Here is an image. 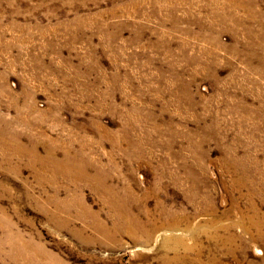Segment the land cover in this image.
Instances as JSON below:
<instances>
[{"label":"rangeland","instance_id":"obj_1","mask_svg":"<svg viewBox=\"0 0 264 264\" xmlns=\"http://www.w3.org/2000/svg\"><path fill=\"white\" fill-rule=\"evenodd\" d=\"M263 56L264 0H0V264H264Z\"/></svg>","mask_w":264,"mask_h":264},{"label":"bare ground","instance_id":"obj_2","mask_svg":"<svg viewBox=\"0 0 264 264\" xmlns=\"http://www.w3.org/2000/svg\"><path fill=\"white\" fill-rule=\"evenodd\" d=\"M248 2V1H247ZM245 3V2H244ZM239 5V4H238ZM228 11V10H227ZM247 11V10H246ZM215 14V13H214ZM231 14V13H230ZM251 14V13H250ZM217 17V16H216ZM227 17V16H226ZM234 17H235V15H234ZM252 17V16H251ZM230 18V17H229ZM224 20V19H223ZM236 21V20H235ZM242 22V21H241ZM253 56V55H252ZM264 57V56H263ZM264 60V59H263ZM264 63V62H263ZM261 64V63H260ZM262 70V69H261ZM262 72V71H261ZM52 153V152H51ZM20 155V154H19ZM52 158V157H51ZM203 158V157H202ZM40 159V158H39ZM53 159H54V157H53ZM53 161V160H52ZM68 161V160H67ZM53 163V162H52ZM44 165V164H43ZM76 165H78V164H76ZM62 166V165H61ZM69 166L71 167V164H69ZM59 168V167H58ZM67 168V167H66ZM69 168V167H68ZM227 168V167H226ZM229 168H232V167H229ZM235 169V168H234ZM54 170V169H53ZM52 170V171H53ZM58 170V169H57ZM60 170H61V168H60ZM68 170V169H67ZM71 170V169H70ZM70 170H69V172H70ZM63 171V170H62ZM66 171V170H65ZM73 171V170H72ZM87 171V170H86ZM54 172V171H53ZM61 172V171H60ZM68 172V171H67ZM85 173V172H84ZM56 174H57V172H56ZM79 174V173H78ZM192 174V173H191ZM53 175V174H52ZM68 175V174H67ZM69 176H70V174H69ZM76 176V175H75ZM86 176V175H85ZM80 177V176H79ZM84 178V176L82 177V179ZM56 179V178H55ZM75 179V178H74ZM85 179V178H84ZM193 179V178H192ZM258 182V181H257ZM262 182V181H261ZM128 193V192H127ZM126 196H128V195H126ZM130 196V195H129ZM117 197V196H116ZM121 198V197H120ZM125 199H126V197H125ZM128 199V198H127ZM115 200V199H114ZM124 203V202H123ZM121 205V204H120ZM127 205V204H126ZM112 206L113 207H115V208H117V209H120V207H119V204L117 203V202H112ZM124 209V208H123ZM256 209V208H255ZM257 214V213H256ZM255 213H254V215H256ZM262 214V213H261ZM181 218H183V217H181ZM244 218V217H243ZM248 218V217H247ZM125 221H127V226H129L130 228H128V232H129V234H131V235H136V234H134V232H135V228H133V223L134 224H136V226H137V220L134 218V219H129L128 217H127V219L125 220ZM237 221V220H236ZM140 222V221H139ZM177 223V222H176ZM176 223L174 222V224H175V226H176ZM251 224L253 225V227H256V229L259 231H263L264 232V216L263 217H258V218H256V220H255V217L254 218H252L251 219ZM236 225V224H235ZM119 226H121V225H119ZM140 226V225H139ZM162 226V225H161ZM143 228V227H142ZM243 228V227H242ZM119 231V230H118ZM147 233H149V232H147ZM141 234V233H140ZM145 235H146V232L144 233ZM151 234L149 233V234H147L146 235V241H148L149 242V240H150V238H151V236H150ZM142 236H144V235H142ZM181 241H183V239L182 240H180V239H178L177 237L176 238H174V243L177 245V244H179V245H181L182 244V242ZM180 260V259H179ZM167 263V262H166Z\"/></svg>","mask_w":264,"mask_h":264}]
</instances>
